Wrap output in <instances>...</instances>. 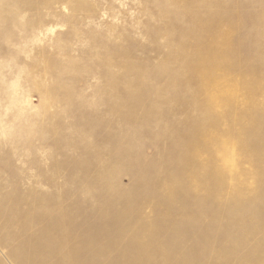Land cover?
Returning a JSON list of instances; mask_svg holds the SVG:
<instances>
[{
    "label": "rangeland",
    "instance_id": "374dc122",
    "mask_svg": "<svg viewBox=\"0 0 264 264\" xmlns=\"http://www.w3.org/2000/svg\"><path fill=\"white\" fill-rule=\"evenodd\" d=\"M0 264H264V0H0Z\"/></svg>",
    "mask_w": 264,
    "mask_h": 264
},
{
    "label": "bare ground",
    "instance_id": "6f19581e",
    "mask_svg": "<svg viewBox=\"0 0 264 264\" xmlns=\"http://www.w3.org/2000/svg\"><path fill=\"white\" fill-rule=\"evenodd\" d=\"M185 73V72H184ZM198 73V72H197ZM208 73V72H207ZM209 78V77H208ZM208 82V81H207ZM209 82L213 83L212 80H209ZM210 87V86H209ZM208 87V88H209ZM212 88V87H211ZM165 91V90H164ZM234 92L233 91H230L229 92V95H232ZM222 95V90H220L218 92V94L216 95V104H218L219 102H221V96ZM211 103V102H210ZM211 105V104H210ZM197 117V116H196ZM206 138H207V143H213L215 141L217 142H221L219 139H217L216 136H212L211 133H206ZM206 140V139H205ZM194 147V146H193ZM219 152L222 154L223 158L226 160V161H229V163H235V158H237V155H238V152L237 150L232 147L230 148V146L228 144H226V142H221L220 143V147H219ZM225 156H224V155ZM112 215V214H111Z\"/></svg>",
    "mask_w": 264,
    "mask_h": 264
}]
</instances>
